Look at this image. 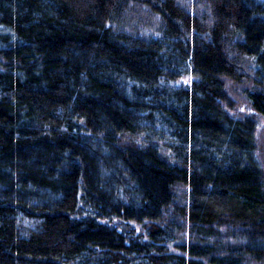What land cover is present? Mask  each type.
I'll return each mask as SVG.
<instances>
[{"label":"trees","instance_id":"obj_1","mask_svg":"<svg viewBox=\"0 0 264 264\" xmlns=\"http://www.w3.org/2000/svg\"><path fill=\"white\" fill-rule=\"evenodd\" d=\"M230 83L264 119V0H0V264H264Z\"/></svg>","mask_w":264,"mask_h":264},{"label":"rangeland","instance_id":"obj_2","mask_svg":"<svg viewBox=\"0 0 264 264\" xmlns=\"http://www.w3.org/2000/svg\"><path fill=\"white\" fill-rule=\"evenodd\" d=\"M196 77L192 74H186L179 77L176 80V84L180 86L189 85ZM242 88L243 85L237 86L233 83L227 85V93L228 98L232 101V104L236 106V112L242 111L248 114H251L256 119V127H255V144H256V154L261 163L263 175H264V119L261 115L256 113L252 107L246 101ZM136 228H140L141 226L138 224H133ZM171 250L177 251L175 246L170 245Z\"/></svg>","mask_w":264,"mask_h":264}]
</instances>
